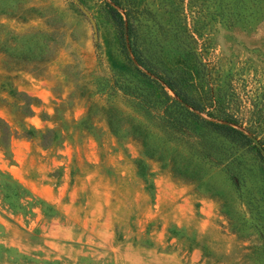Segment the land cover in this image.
<instances>
[{
	"label": "rangeland",
	"instance_id": "rangeland-1",
	"mask_svg": "<svg viewBox=\"0 0 264 264\" xmlns=\"http://www.w3.org/2000/svg\"><path fill=\"white\" fill-rule=\"evenodd\" d=\"M105 1L0 0L26 61L14 70L0 55L12 133L0 141V264H252L242 247L260 242L264 203L247 178L235 188L204 165L190 182L146 158L142 176L137 143L109 130L104 105L143 119L124 96L129 65ZM123 3L152 63L194 77L196 95L264 135V0ZM17 92L34 97L29 113Z\"/></svg>",
	"mask_w": 264,
	"mask_h": 264
},
{
	"label": "trees",
	"instance_id": "trees-1",
	"mask_svg": "<svg viewBox=\"0 0 264 264\" xmlns=\"http://www.w3.org/2000/svg\"><path fill=\"white\" fill-rule=\"evenodd\" d=\"M104 4L129 65L127 76L132 90L130 95L124 96L129 107L143 120L123 114L109 105L102 106L101 114L111 132L123 133L137 143V172L144 174L143 158L154 159L167 164L175 177L199 182L202 166L217 165L225 169L235 188L247 178L264 203L263 133L245 125L243 115L227 109L218 98L207 101L196 95L192 90L194 77L183 70L152 63L137 41L132 17L123 0H107ZM0 29L3 30L0 33V55L2 58H16L14 70L23 68L22 64L26 63L24 50L15 43L21 35L1 24ZM27 62L38 60L27 59ZM16 94L21 97L22 112L29 113L34 97L23 92ZM21 130L23 136L32 132L25 127ZM48 133L52 131L47 129L42 136ZM11 134L9 126L0 119V141L4 145ZM254 137L258 138L260 147L254 143ZM47 142L48 139L43 144ZM260 217L264 219L262 213ZM253 226L260 242L244 245L242 256L252 259V264H264V221Z\"/></svg>",
	"mask_w": 264,
	"mask_h": 264
},
{
	"label": "water",
	"instance_id": "water-1",
	"mask_svg": "<svg viewBox=\"0 0 264 264\" xmlns=\"http://www.w3.org/2000/svg\"><path fill=\"white\" fill-rule=\"evenodd\" d=\"M252 139H253L254 143L258 146L259 145L258 142L254 138H252Z\"/></svg>",
	"mask_w": 264,
	"mask_h": 264
}]
</instances>
